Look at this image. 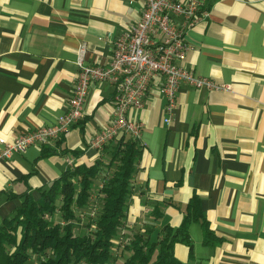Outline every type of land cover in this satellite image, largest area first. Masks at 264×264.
Here are the masks:
<instances>
[{
  "label": "crops",
  "instance_id": "crops-1",
  "mask_svg": "<svg viewBox=\"0 0 264 264\" xmlns=\"http://www.w3.org/2000/svg\"><path fill=\"white\" fill-rule=\"evenodd\" d=\"M205 3L208 15L186 33L184 65L227 88L182 84L169 123L164 99L150 88L135 113L141 153L115 264L129 256L123 245L138 231L156 241L164 226L178 228L193 197L216 242L204 244L201 224L190 219L191 246L177 241L172 248L181 264H264V0ZM142 9V0H0V138L55 123L67 107L80 47L84 64L107 65L113 40ZM112 95L110 84H93L83 118L65 135L0 159V222L21 195L37 200L71 166L107 159L88 139L108 124ZM75 225L84 231V221Z\"/></svg>",
  "mask_w": 264,
  "mask_h": 264
},
{
  "label": "trees",
  "instance_id": "trees-1",
  "mask_svg": "<svg viewBox=\"0 0 264 264\" xmlns=\"http://www.w3.org/2000/svg\"><path fill=\"white\" fill-rule=\"evenodd\" d=\"M102 151L106 160L71 166L40 191L39 199L21 195V204L0 222V264H115L113 252L124 242L119 236L127 225V201L141 146L121 135ZM92 205L99 206L93 219L88 216ZM186 213L178 228L164 226L156 241L150 240L149 231L133 235L123 245L130 251L123 264H181L172 248L177 241L191 246L186 232L190 219L201 224L203 243L213 245L216 239L195 197ZM79 221L85 225L78 233L75 224Z\"/></svg>",
  "mask_w": 264,
  "mask_h": 264
},
{
  "label": "built area",
  "instance_id": "built-area-1",
  "mask_svg": "<svg viewBox=\"0 0 264 264\" xmlns=\"http://www.w3.org/2000/svg\"><path fill=\"white\" fill-rule=\"evenodd\" d=\"M142 2L139 19L113 40L112 56L107 65L84 64L85 47H80L78 70L65 112L52 125L33 129L12 141L0 138V159L22 154L30 146H44L65 135L83 118L89 87L96 83H108L113 87L110 120L88 139V146L97 151L121 135L136 141L140 139L142 124L135 113L142 108L153 85L165 102V123L172 118L176 94L182 84L212 91L227 88L209 78L194 75L184 65L189 48L185 36L188 30L208 15L205 0ZM96 210V205L89 208L88 216L91 219ZM80 219L84 220V214L80 215ZM90 228L94 229L93 223Z\"/></svg>",
  "mask_w": 264,
  "mask_h": 264
}]
</instances>
